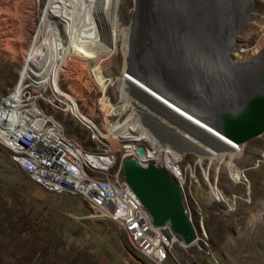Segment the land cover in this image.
<instances>
[{"label": "rangeland", "instance_id": "obj_1", "mask_svg": "<svg viewBox=\"0 0 264 264\" xmlns=\"http://www.w3.org/2000/svg\"><path fill=\"white\" fill-rule=\"evenodd\" d=\"M47 1L0 0V86L4 85L0 87V104L16 86L27 50L36 38L32 75L33 68L46 74L48 68L45 70L41 62L48 48L49 60L57 57L60 62L57 77L60 88L75 98L84 114L96 120L97 130L84 121L80 123L72 113L73 108L68 112L55 110L40 97L37 103L53 114L66 135L89 149H96L95 138L107 143L121 164L122 138L115 132L105 137L103 132H108L114 124L129 123L134 110L136 115L145 114L142 111L146 108L139 103L134 106L132 100L126 108L123 106L129 53L126 38L131 31L136 0L114 1L117 23L110 26L113 33L101 40L103 32H96L94 44H89L100 49L95 50L99 53L96 58L70 50L73 38L68 37L67 26L61 20L52 13L46 14ZM73 1L79 2L81 8H77L79 16L72 25L74 40L86 42L87 38L76 34L87 26L84 11L96 16L94 26L98 27L102 23L99 22L102 12L83 0ZM262 46L264 0H252L249 19L229 43V51L234 59H247ZM25 82L26 87H33L28 79ZM172 113L178 117L175 124H180L181 120L191 125L186 121L188 116L182 120L180 115ZM143 117H147L146 114ZM168 124L177 136L187 135L184 144L174 138L175 134L169 133L167 137L183 146L173 150L180 166L187 167L183 178L176 182L180 185L196 240L188 246L175 245L173 256L164 264H264V130L236 144L208 133L197 136L193 132L196 130L184 134ZM85 127L95 132V138L88 139L90 130ZM135 127L142 125L136 122ZM231 168L238 170L237 180L232 178ZM212 185L225 200L212 194ZM0 264L151 263L133 250L128 234L121 227L95 216L78 196L48 193L31 183L0 145Z\"/></svg>", "mask_w": 264, "mask_h": 264}, {"label": "water", "instance_id": "obj_2", "mask_svg": "<svg viewBox=\"0 0 264 264\" xmlns=\"http://www.w3.org/2000/svg\"><path fill=\"white\" fill-rule=\"evenodd\" d=\"M251 8L252 0H136L128 71L176 105L198 110L221 136L244 143L264 130V46L226 73L221 65ZM135 150L143 154L140 144ZM120 165L151 222L168 223L184 245L192 244L195 230L176 183L133 157Z\"/></svg>", "mask_w": 264, "mask_h": 264}, {"label": "built area", "instance_id": "obj_3", "mask_svg": "<svg viewBox=\"0 0 264 264\" xmlns=\"http://www.w3.org/2000/svg\"><path fill=\"white\" fill-rule=\"evenodd\" d=\"M37 95H40L39 87H25L20 97H28V105L17 106L23 107V114H14L13 110L11 117L0 118V145L9 153L11 162L43 191L78 196L95 216L117 227H128L133 250L151 264H164L173 256L175 245H184L181 238L171 235L168 223L151 222L125 180L118 179V173L110 175L107 154L83 150L81 144L65 134L61 124L49 121L44 109L36 103ZM58 96L62 106H68L65 97ZM72 113L78 115L81 123L79 114ZM138 132V128L124 130L122 139L131 137V141H139L143 147L152 146V155L138 158L129 148L128 157L135 158L142 166L151 163L172 180H180V173H186L187 167H180L177 157L150 138L142 140L141 134L136 136ZM90 138H95L92 130Z\"/></svg>", "mask_w": 264, "mask_h": 264}, {"label": "bare ground", "instance_id": "obj_4", "mask_svg": "<svg viewBox=\"0 0 264 264\" xmlns=\"http://www.w3.org/2000/svg\"><path fill=\"white\" fill-rule=\"evenodd\" d=\"M83 1L89 6L96 5L102 12L100 19H99V22H102V23L98 27V26H94V21L96 19V16L93 15L92 13L87 14L84 11L85 16L83 15V18L85 17L84 21L86 22L87 26H85V28H83L82 30L79 31V33H76V34H79L82 38H87L86 42L82 41L81 43H79L75 41L74 37L76 35L73 33V29H72V25H73V22L75 21L76 16H79L77 15V8L81 9L79 8L80 7L79 2L78 4L77 1L74 2L73 0H48L47 5L44 9L46 11V14L52 13L53 15L57 17V19L61 20L65 26H67L66 27L67 35L70 39L73 38V42H74L73 46L72 47L70 46L71 51L81 53L82 55L86 57L96 58L97 55L99 54V53L97 54L96 51L99 52L100 49L98 48L95 49L93 46H90L89 44H92V43L94 44V36H96L94 34L96 32H98V34H101V32H103L99 37V39L101 38V40H104L107 37L106 35H111L113 33L114 29H111L110 26L112 24L116 26V23H117V16L113 8L115 0H83ZM43 20L48 21L47 18H44ZM103 21H106V22L103 23ZM33 40L34 41H33L32 47L30 49L28 48L29 50H27L28 53L26 54V59L23 65V69L20 72V77L18 79V82L16 83V86L13 89H11L9 94L5 96L4 98H2L1 100L0 118L11 117L13 110H14V114H23V107H17V106L28 105V97H20L21 93H25V87H26L25 79H28L30 81V85H32L33 88L36 86L39 87L40 95L36 96V103H37V97H40L42 100L49 103L55 110L59 109V110L68 112L69 110H71V108H73L74 111L79 114L81 121L86 122L88 125H91L97 130L96 120L93 121L92 118L84 114L78 108L75 98L60 88L58 81H57V77L59 75L58 73L60 69V62L57 57H53L52 60H49L48 57H49L50 51L48 50V48H47V56H45V58L41 62L42 65L45 64V70L46 68H48L46 74L44 75L45 72H43V70L37 71V69L33 68V75H32L31 67L33 63L35 62L33 60L36 57L35 56V53H36L35 45L36 44H34L36 41V38ZM126 40L129 45L130 34L127 35ZM99 44H100L99 46L102 47V43L100 42ZM50 57H52L51 54H50ZM195 63L201 64L202 59L198 60L197 58H195ZM226 67L235 69V68H232L233 67L232 65H221V68L223 69L221 72L226 73V71H224ZM236 67H238V65H236ZM125 75H126L125 76L126 87H125V91H124L125 93L123 96L124 97L123 106H125L126 108L127 103L130 100L134 102V106H137V104L139 103L141 106H144L146 108V109H143L142 113L144 112L147 117H143L145 116V114L136 115L137 111L134 110L129 116V123L126 124L125 122L124 124L122 123L114 124L113 127L108 130V132L107 131L103 132L105 134V137H108L110 136V133L115 132L118 137L122 138V134L124 130H128L129 128H136L135 123L139 122L140 125H142V127H137L139 129V132L136 134V136L141 134L142 140H149L150 138V140H153L154 142L158 143L162 148L170 151L172 157L174 158L176 157L173 155V150L176 151L178 148L182 149L183 146L175 143L171 138L167 137L169 133L171 135L175 134L173 136H177V133L173 131V129L169 126L168 123L179 128L184 134L186 133V131L196 130L193 132L197 136L203 137L206 133H208L207 135L211 137H214V138L219 137L226 141L228 140L227 138L223 137V135L221 136V133L217 132L214 128L208 125L205 121H202L200 118H198L199 117L198 110L196 109L192 110L189 107H186L184 105L182 106L176 105L174 102H172L165 96L159 94L158 92L153 90L151 87H149L147 84H145L142 80H140L137 76H135V74L128 71V66L125 70ZM177 78L178 80L180 79V77H177ZM175 82H178V81H175ZM51 86L54 89H51ZM45 90H47L48 93L44 94ZM58 94H61L65 97V101L68 102V106H62V99L58 96ZM160 104L162 106H159ZM173 111L177 113V115H180L182 120L184 116H188L189 118H187L186 121L188 120L191 125H189L187 122L184 123L181 120H179L180 124H175V120L176 119L178 120V117L177 116L175 117L173 115L172 113ZM45 114L49 121H56L57 124H61L56 118H54L53 114L47 113L46 111H45ZM76 117L78 118V115H76ZM181 122L183 123V125ZM169 129H170V132H169ZM161 135L163 137L168 138L169 141L163 138ZM177 137H174V138L179 143L184 144L185 142L184 137H187V135L185 134V136L180 135ZM122 141H123L122 147L124 151V153L122 154V159H124L125 157H128L129 148L133 156H136L138 158H147V156L152 155V146L143 147L139 141H131V137H124ZM170 141L174 142L175 144L174 143L172 144V142ZM77 144H80V143L77 142ZM94 144L96 146V149H89L83 146H82V149L83 150H96L98 154H107V158L109 159L106 160V167L110 168V175H117L118 173V179H123L121 167H119L120 163H118V160L115 156V151L107 143L104 144L103 141L97 138L94 139ZM139 144L142 146V149H143L142 155H139L135 150V147ZM205 176H207V173H205ZM231 176L235 180L239 178V172L236 168H231ZM181 178H183V173H180V180ZM173 181L176 183V185L178 186V189L180 190V187H179L180 185H178V183L176 182L177 180H173ZM211 191H212V194L214 195L217 194L218 198L225 200V198L221 196L219 191L213 185L211 186ZM182 202H183V194H182ZM183 205H184V202H183ZM184 208L187 213L185 205H184ZM119 227H121L128 234L129 239L132 242V239L130 236V229L126 226H119ZM171 235H177V234L171 231Z\"/></svg>", "mask_w": 264, "mask_h": 264}, {"label": "flooded vegetation", "instance_id": "obj_5", "mask_svg": "<svg viewBox=\"0 0 264 264\" xmlns=\"http://www.w3.org/2000/svg\"><path fill=\"white\" fill-rule=\"evenodd\" d=\"M231 55L232 54L230 53V51H228V58H226L227 60L225 62L227 63L226 65H232L233 66L232 68H236V65H240L241 62L246 59V58H244V59H234V58H232ZM228 78H229V76H228Z\"/></svg>", "mask_w": 264, "mask_h": 264}, {"label": "crops", "instance_id": "obj_6", "mask_svg": "<svg viewBox=\"0 0 264 264\" xmlns=\"http://www.w3.org/2000/svg\"><path fill=\"white\" fill-rule=\"evenodd\" d=\"M4 86V85H3ZM3 86H0V87H3Z\"/></svg>", "mask_w": 264, "mask_h": 264}]
</instances>
